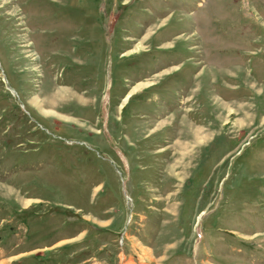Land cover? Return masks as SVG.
I'll return each instance as SVG.
<instances>
[{
    "label": "rangeland",
    "instance_id": "374dc122",
    "mask_svg": "<svg viewBox=\"0 0 264 264\" xmlns=\"http://www.w3.org/2000/svg\"><path fill=\"white\" fill-rule=\"evenodd\" d=\"M0 264H264V0H0Z\"/></svg>",
    "mask_w": 264,
    "mask_h": 264
}]
</instances>
